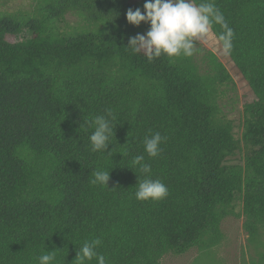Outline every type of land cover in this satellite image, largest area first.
I'll list each match as a JSON object with an SVG mask.
<instances>
[{"label": "trees", "instance_id": "obj_1", "mask_svg": "<svg viewBox=\"0 0 264 264\" xmlns=\"http://www.w3.org/2000/svg\"><path fill=\"white\" fill-rule=\"evenodd\" d=\"M211 2L233 29L228 54L256 94L244 105L243 146L218 107V85L229 78L221 63L209 75L192 56L149 61L126 46L150 27L125 15L143 12L145 0H44L39 16L0 13V264H39L49 251L52 264H78L77 250L96 238L107 264H160L167 253L219 244L239 194L244 227L258 236L264 0ZM69 10L89 13L90 27L60 31ZM211 31L218 39L224 30ZM109 112L115 136L105 153L92 152L87 122ZM156 132L161 151L149 157L143 139ZM242 147L244 164L230 163ZM138 155L167 186L165 198L136 199L145 178ZM97 169L110 171L108 186L90 183Z\"/></svg>", "mask_w": 264, "mask_h": 264}, {"label": "clouds", "instance_id": "obj_2", "mask_svg": "<svg viewBox=\"0 0 264 264\" xmlns=\"http://www.w3.org/2000/svg\"><path fill=\"white\" fill-rule=\"evenodd\" d=\"M143 12L140 8L126 11L128 23L139 26L141 22L150 25L146 33H137L128 38L127 47L133 54L143 52L149 61L161 55L176 58L192 56L195 45L203 41L211 32L213 24H218L224 30L218 39L222 43L225 53L232 49L234 35L220 12L211 0H202L199 4L194 0H145ZM115 117L109 112L107 115L95 116L88 121V126L93 129L88 137L92 152H104L115 136V126L112 121ZM164 137L159 132L145 136L143 139L144 151L149 157L159 155L160 144ZM107 154H111V151ZM135 164L145 174L143 180H138L135 197L138 200H161L168 195L167 186L159 179L150 178L151 166L145 162L143 155L135 157ZM110 171L97 169L93 173L90 183L93 185L108 186ZM101 244L99 238L86 241L77 250L76 261L85 264L93 258L97 264H107L105 256L97 253L96 248ZM39 264H52L55 255L52 251L39 256Z\"/></svg>", "mask_w": 264, "mask_h": 264}, {"label": "rangeland", "instance_id": "obj_3", "mask_svg": "<svg viewBox=\"0 0 264 264\" xmlns=\"http://www.w3.org/2000/svg\"><path fill=\"white\" fill-rule=\"evenodd\" d=\"M43 3L44 0H0V13H30L39 16ZM88 14L69 10L55 25L64 33H72L90 27ZM26 35L27 32L23 31L18 38ZM192 58L204 74L213 75L216 63L224 66L229 78L218 85L217 103L220 114L232 122L234 136L241 140L244 105L255 100L256 94L212 31L203 41L196 43ZM241 144L243 146L242 140ZM244 155L245 148L242 147V150L229 158V162L243 165ZM243 223L242 196L239 194L235 200V214L226 217L221 223L223 238L219 244L205 250L192 248L183 254L167 253L160 259V264H264V227L253 238Z\"/></svg>", "mask_w": 264, "mask_h": 264}]
</instances>
